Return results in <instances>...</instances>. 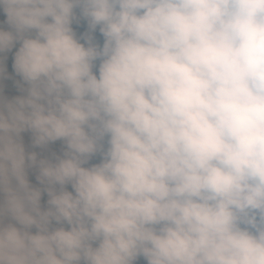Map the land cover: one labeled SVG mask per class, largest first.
<instances>
[{
	"label": "clouds",
	"instance_id": "9594fccd",
	"mask_svg": "<svg viewBox=\"0 0 264 264\" xmlns=\"http://www.w3.org/2000/svg\"><path fill=\"white\" fill-rule=\"evenodd\" d=\"M0 264H264V0H0Z\"/></svg>",
	"mask_w": 264,
	"mask_h": 264
}]
</instances>
